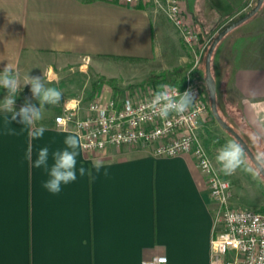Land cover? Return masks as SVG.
<instances>
[{
    "label": "crops",
    "instance_id": "obj_1",
    "mask_svg": "<svg viewBox=\"0 0 264 264\" xmlns=\"http://www.w3.org/2000/svg\"><path fill=\"white\" fill-rule=\"evenodd\" d=\"M246 1L180 0V6L192 23L208 25L234 16ZM177 34L162 13L142 3L0 0V71L9 63L21 83L28 74L43 76L62 92L58 104L44 107L41 139L30 140L19 118L10 123L16 134H5L0 112V264H140L155 255H164L166 264H209L216 204L191 154L157 156L142 144L80 147L77 169L82 165L96 178L77 172L58 194L42 187L47 173L32 167L39 149L51 154L76 135L59 129L54 118L66 105L84 116L95 78L114 77L118 67L130 80L145 78L139 69L154 64L162 41L182 42ZM25 87L16 111L26 100L39 107ZM6 95L0 88V101ZM206 151L214 168L227 174ZM94 159L104 161L98 175ZM229 206L238 207L233 200Z\"/></svg>",
    "mask_w": 264,
    "mask_h": 264
},
{
    "label": "built area",
    "instance_id": "obj_2",
    "mask_svg": "<svg viewBox=\"0 0 264 264\" xmlns=\"http://www.w3.org/2000/svg\"><path fill=\"white\" fill-rule=\"evenodd\" d=\"M111 1L128 6L141 3L151 6L166 17L177 29L183 44L194 51L197 34L181 9L180 0ZM162 86H167L170 92L190 90L195 100L185 112H172L162 118L151 103ZM207 108L199 86L186 77L181 85L164 82L144 89L133 88L123 94L113 93L107 87L88 102L84 116L66 105L54 120L59 129L77 135L84 151L142 144L151 146L157 156L191 154L205 175L209 194L216 204L209 264H264V209L229 206L230 182L215 170L198 134ZM140 264H166V257L155 255Z\"/></svg>",
    "mask_w": 264,
    "mask_h": 264
},
{
    "label": "rangeland",
    "instance_id": "obj_3",
    "mask_svg": "<svg viewBox=\"0 0 264 264\" xmlns=\"http://www.w3.org/2000/svg\"><path fill=\"white\" fill-rule=\"evenodd\" d=\"M255 3L256 0H247L234 11V16H224L220 21L208 25L193 22L197 34L194 51L188 49L178 38L174 41H162V54L158 60L156 59L151 67L139 69L140 73L147 72L145 78L139 76L138 79L130 80L132 78L119 67L113 69L117 72L114 77L98 76L99 79L105 80L101 81L99 90L87 98L88 102L107 87L113 93L123 94L133 88L157 86L164 83L163 76L179 69L178 77H189L199 86L202 96L207 100V113L198 134L203 146L211 155L216 156L221 147L229 141L237 140L219 125L210 110L208 90L204 81L206 50L224 26L247 13ZM176 32L178 33L177 29ZM211 72L216 84L219 114L243 137L257 158L264 155V1L251 18L233 28L218 42L211 57ZM151 74L156 77L147 78ZM106 79L114 80L110 83ZM182 83L183 81L177 85ZM29 91L30 87L23 89L25 96ZM257 171L246 153L245 163L235 172L222 175L217 171L230 182V204L233 200L238 207L264 209V177L260 173L257 175Z\"/></svg>",
    "mask_w": 264,
    "mask_h": 264
},
{
    "label": "clouds",
    "instance_id": "obj_4",
    "mask_svg": "<svg viewBox=\"0 0 264 264\" xmlns=\"http://www.w3.org/2000/svg\"><path fill=\"white\" fill-rule=\"evenodd\" d=\"M29 85L32 97L39 101V107L26 100L19 111H16L14 104L17 95L24 86ZM0 88L7 90V95L0 101V112L4 113L5 134H16L15 129L10 127V123L19 118L23 128L27 129V135L30 140L41 139L47 131L46 127L39 123L44 118V107L45 105L58 104L62 98V92L55 87L47 86L43 76H31L28 74L24 78L23 83H21L18 72L9 63L0 71ZM194 100L195 95L190 90H185L183 93L178 91L170 92L167 86H162V90L154 95L151 103L154 111L162 118H166L172 112H185ZM63 143L65 145L63 149H56L51 154L48 147L39 149L37 157L32 163V167L43 169L47 173L48 179L42 184V187L51 194L60 193L62 185L74 182L77 179V172L81 177L87 175L92 179L96 178L91 170L86 169L82 165L77 169L78 149L80 148L79 138L76 135H68ZM50 156L51 164H49ZM26 158L29 161L32 160L31 144L28 147ZM258 160L261 166H264V155L259 156ZM216 161L225 172L231 174L245 163V152L238 142L229 141L218 150ZM103 164L104 161L101 159L92 161L91 167L97 175L100 173ZM107 174L105 171L104 175L106 176ZM258 174L259 172L257 171Z\"/></svg>",
    "mask_w": 264,
    "mask_h": 264
},
{
    "label": "water",
    "instance_id": "obj_5",
    "mask_svg": "<svg viewBox=\"0 0 264 264\" xmlns=\"http://www.w3.org/2000/svg\"><path fill=\"white\" fill-rule=\"evenodd\" d=\"M264 0H256L255 5L244 15L240 16L236 20L230 22L226 26H224L212 39L210 42L204 59V81L208 90V96H209V103H210V110L215 117L216 121L219 123V125L224 128L227 132H229L236 140L237 142L242 146L244 152L247 154L251 162L254 164L256 169L259 171V173L264 177V166H261L258 158L252 151V149L249 147L247 142L243 139V137L229 124L227 123L219 114V111L217 109L216 104V84L214 77L211 72V57L213 54V51L218 44V42L233 28L236 26L242 24L249 18H251L261 7Z\"/></svg>",
    "mask_w": 264,
    "mask_h": 264
},
{
    "label": "trees",
    "instance_id": "obj_6",
    "mask_svg": "<svg viewBox=\"0 0 264 264\" xmlns=\"http://www.w3.org/2000/svg\"><path fill=\"white\" fill-rule=\"evenodd\" d=\"M178 75H179V69H174L167 76H163L162 81L168 82L171 85H177L185 80V75H181L179 77ZM153 77L156 76L151 74L147 78H153ZM102 80H105V78H100V79L98 78L91 82V94L95 91L96 88H98ZM106 80L107 82L113 83L114 79H106Z\"/></svg>",
    "mask_w": 264,
    "mask_h": 264
}]
</instances>
